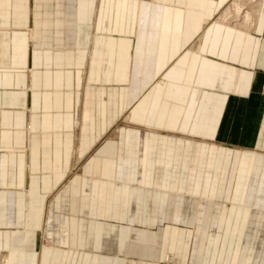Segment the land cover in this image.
<instances>
[{
    "label": "crops",
    "instance_id": "0c3cea01",
    "mask_svg": "<svg viewBox=\"0 0 264 264\" xmlns=\"http://www.w3.org/2000/svg\"><path fill=\"white\" fill-rule=\"evenodd\" d=\"M0 264H264V0H0Z\"/></svg>",
    "mask_w": 264,
    "mask_h": 264
},
{
    "label": "rangeland",
    "instance_id": "374dc122",
    "mask_svg": "<svg viewBox=\"0 0 264 264\" xmlns=\"http://www.w3.org/2000/svg\"><path fill=\"white\" fill-rule=\"evenodd\" d=\"M43 241H44V243H46L47 241H46V239H43Z\"/></svg>",
    "mask_w": 264,
    "mask_h": 264
},
{
    "label": "bare ground",
    "instance_id": "6f19581e",
    "mask_svg": "<svg viewBox=\"0 0 264 264\" xmlns=\"http://www.w3.org/2000/svg\"><path fill=\"white\" fill-rule=\"evenodd\" d=\"M250 21V20H249Z\"/></svg>",
    "mask_w": 264,
    "mask_h": 264
}]
</instances>
